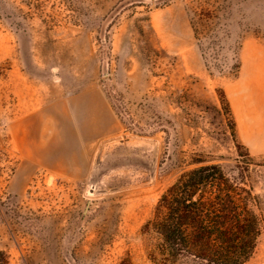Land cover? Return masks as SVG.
Returning a JSON list of instances; mask_svg holds the SVG:
<instances>
[{"label": "rangeland", "instance_id": "obj_1", "mask_svg": "<svg viewBox=\"0 0 264 264\" xmlns=\"http://www.w3.org/2000/svg\"><path fill=\"white\" fill-rule=\"evenodd\" d=\"M255 59L264 0H0V264H158L142 226L181 174L204 165L219 166L240 200L256 196L260 233L244 264H264V154L243 143L238 123V87ZM87 94L103 134L86 173L38 170L12 189V123L64 98L79 126ZM104 142V157L146 158L156 143L153 180L123 168L102 185L124 188L88 195Z\"/></svg>", "mask_w": 264, "mask_h": 264}, {"label": "trees", "instance_id": "obj_2", "mask_svg": "<svg viewBox=\"0 0 264 264\" xmlns=\"http://www.w3.org/2000/svg\"><path fill=\"white\" fill-rule=\"evenodd\" d=\"M235 140V135L233 133ZM236 146H243L236 139ZM217 165H204L181 174L160 196L141 231L152 235L151 260L183 264H244L251 257L260 231L256 202L250 190L240 200Z\"/></svg>", "mask_w": 264, "mask_h": 264}, {"label": "crops", "instance_id": "obj_3", "mask_svg": "<svg viewBox=\"0 0 264 264\" xmlns=\"http://www.w3.org/2000/svg\"><path fill=\"white\" fill-rule=\"evenodd\" d=\"M249 66V81L239 84V133L252 152L264 154V59ZM84 119L71 122L69 99L42 106L12 123L11 135L19 164L11 184L23 190L38 170L62 176L86 173L103 131L102 114L94 105V96L79 97Z\"/></svg>", "mask_w": 264, "mask_h": 264}, {"label": "water", "instance_id": "obj_4", "mask_svg": "<svg viewBox=\"0 0 264 264\" xmlns=\"http://www.w3.org/2000/svg\"><path fill=\"white\" fill-rule=\"evenodd\" d=\"M108 142L101 144L95 155L87 179L86 192L88 195L101 196L124 188L119 186L105 187L102 185V180L107 174L123 168L137 167L145 169L148 172L149 181L153 180L155 173L156 143H153V149L150 158H146L137 154H122L104 157L103 146Z\"/></svg>", "mask_w": 264, "mask_h": 264}]
</instances>
